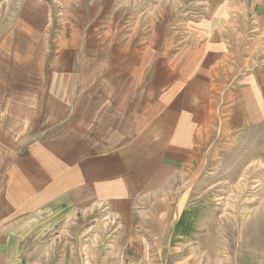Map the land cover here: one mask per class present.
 <instances>
[{
	"label": "rangeland",
	"instance_id": "374dc122",
	"mask_svg": "<svg viewBox=\"0 0 264 264\" xmlns=\"http://www.w3.org/2000/svg\"><path fill=\"white\" fill-rule=\"evenodd\" d=\"M218 5L0 0V73L21 95L35 91L34 116L20 120L22 148L4 160L6 177L18 164L19 190L27 189L21 173L33 171L32 152L45 158L43 183L58 177L65 192L30 204L36 226L22 240L25 260L264 257V112L255 108L264 98V20ZM210 29L217 34L205 37ZM217 43L213 82H192L193 62L206 67ZM251 77L262 82H245Z\"/></svg>",
	"mask_w": 264,
	"mask_h": 264
},
{
	"label": "crops",
	"instance_id": "0c3cea01",
	"mask_svg": "<svg viewBox=\"0 0 264 264\" xmlns=\"http://www.w3.org/2000/svg\"><path fill=\"white\" fill-rule=\"evenodd\" d=\"M218 3L219 10L224 8L225 12L233 10L241 13L253 14L256 19L264 20V0H218ZM211 22L213 23V20H211ZM214 31V29H210L208 32L204 33V36L210 38L217 34ZM22 37L28 40L26 36L22 35ZM27 46L29 47V44ZM221 51L218 43L217 46H211L210 49H207L206 52L209 56V63L206 67L204 66V68L203 65H201L203 64L201 62L202 60L199 59L200 61H197V58H195L196 61L193 62V70L196 79L192 82L212 81L211 76L207 75V72L210 71V66L213 65L215 61L214 57L220 58ZM195 53L197 54V52ZM195 53L193 54L195 55ZM245 82L262 81L259 78L255 79L251 77L245 79ZM19 85L18 82H9L8 77L6 82H4V78H2V74L0 73V264H36L25 260L21 251L24 235L26 232L34 230L36 226V224L31 223L32 220L29 217L35 215L37 211L34 212L35 210L32 209L33 207L30 204L34 205L35 202L41 204L43 202V205H49L52 202L64 198L62 196L65 194V192L61 193L59 191V189L64 188V184L62 183L61 185V180L58 177L53 179L49 178L47 179V183H43L46 182L44 175L49 176V174H46V172L49 173V170L44 165L45 158L39 155L34 158L32 152L25 156L28 158L29 155L32 156L30 159L32 162H28V165H33L36 169L34 170L33 167L31 168L33 171L27 170L26 173H21L24 178L23 182L27 185V189L19 190L18 182L20 175L18 174V170H16L18 164L11 170L10 179L6 177L7 174H5L4 166L8 164L4 162V160L8 161L7 158L12 157L13 152L22 148V144L18 142L20 120H24L28 118V116H34V113L30 115L33 112V103L29 104L34 99L29 97H32L35 91L31 90L28 95H26L27 92L21 95L19 93ZM251 101L254 103L255 98L251 97ZM256 101L257 106L254 104L256 106L255 108L259 107L261 112H264V98L261 97V100L257 99ZM18 103L22 105L21 109ZM5 105H8L7 107H10V109L3 112V107ZM241 117L238 119L239 123L236 120L234 122L238 123L239 125L237 126L239 127H242V121H244ZM246 117L250 119L251 113ZM41 149L42 148L35 149L33 147V150ZM50 158H52V155L47 154V160H50ZM56 161L58 160L56 159ZM61 163L66 166L65 160ZM35 172L36 175L34 176ZM24 175H26V177ZM62 180V182H65L64 177ZM34 187L42 188V190L37 192L34 190ZM37 199H42L43 201H36ZM56 203H60V201ZM26 206H30L31 209H27ZM236 261V264H264V257L262 258L256 253H241L236 258Z\"/></svg>",
	"mask_w": 264,
	"mask_h": 264
}]
</instances>
